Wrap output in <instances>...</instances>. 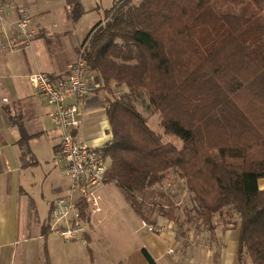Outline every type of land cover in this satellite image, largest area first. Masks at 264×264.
Masks as SVG:
<instances>
[{
  "label": "trees",
  "instance_id": "1",
  "mask_svg": "<svg viewBox=\"0 0 264 264\" xmlns=\"http://www.w3.org/2000/svg\"><path fill=\"white\" fill-rule=\"evenodd\" d=\"M217 3L248 5L256 14L225 13ZM263 13L264 0H130L114 5L82 47L105 89L127 88L106 109L112 134L106 184L123 190L150 226L167 220L182 229L211 227L216 215H236L241 264H264ZM145 94L164 134L180 139L181 149L165 144L138 110ZM23 136L21 143L29 138ZM172 177L189 199L183 223Z\"/></svg>",
  "mask_w": 264,
  "mask_h": 264
},
{
  "label": "crops",
  "instance_id": "2",
  "mask_svg": "<svg viewBox=\"0 0 264 264\" xmlns=\"http://www.w3.org/2000/svg\"><path fill=\"white\" fill-rule=\"evenodd\" d=\"M131 2L138 5L141 0ZM18 6L29 11L33 36L28 47L19 39L11 48L2 49L7 39L17 35L18 13H11L0 25V264H46L47 260L54 264L48 249L53 235L47 227L51 209L65 193L68 179L64 167L55 161L61 133L49 117L50 106L28 77L34 73L53 80L67 76L92 29L108 19L114 0H19ZM96 77L99 87L81 104L80 135L89 144L105 146L112 140L108 102L127 88L112 83L114 94L107 93ZM22 132L29 137L24 143ZM59 170L64 183L58 182ZM259 186L264 190V179ZM102 208L95 218L96 231L86 240L63 243L59 263L75 264L74 246L83 243L92 253V264H110L99 231L110 208L107 203ZM41 209L45 210L44 221L30 222L35 218L30 211L41 213ZM124 214L140 241L126 258L127 264H148L144 250L157 264H241V222L236 215H216L211 227L194 223L186 226L185 235H178L163 220L156 225L161 227L159 232L145 227L130 204Z\"/></svg>",
  "mask_w": 264,
  "mask_h": 264
},
{
  "label": "built area",
  "instance_id": "3",
  "mask_svg": "<svg viewBox=\"0 0 264 264\" xmlns=\"http://www.w3.org/2000/svg\"><path fill=\"white\" fill-rule=\"evenodd\" d=\"M18 1L0 0V25L11 13L19 15L15 23L17 35L7 39L2 49L11 48L19 39H23L25 47L32 42L30 13L18 6ZM127 1L130 0H114V5L119 7ZM83 52L84 48L69 74L59 80L44 73L28 77L32 87L50 106L49 117L61 133L55 161L64 167L68 184L51 209L48 226L51 233H57L65 243L80 241L94 230L95 218L103 211L101 193L106 188L110 166L105 153L108 145L89 144L80 135L81 104L99 87L97 75L87 65ZM4 101L8 102L7 99ZM144 226L153 230L145 222Z\"/></svg>",
  "mask_w": 264,
  "mask_h": 264
},
{
  "label": "rangeland",
  "instance_id": "4",
  "mask_svg": "<svg viewBox=\"0 0 264 264\" xmlns=\"http://www.w3.org/2000/svg\"><path fill=\"white\" fill-rule=\"evenodd\" d=\"M136 2V0H135ZM216 8L218 11H223L225 13H233V14H245L247 16H254L256 14V10L253 7H249L248 5L242 6V7H233V6H223L219 3L216 4ZM264 14V13H263ZM83 49V48H82ZM107 93L111 92L114 94L113 91H109L107 88ZM109 96V95H108ZM118 96V95H117ZM107 97V96H106ZM114 98V96H113ZM144 99H141L138 104L137 108L140 111V113L148 119L149 126L151 129L162 137V140L165 144H172L177 149L182 148V141L180 139H177L175 137H169L164 134L163 129L160 126V117L157 114H153V109L150 106L148 95L145 94ZM60 169V168H59ZM58 174V182L64 183L66 182V179L63 177V175ZM56 177V176H55ZM170 183L175 187H178V192H176L174 199L172 200L173 203L176 205H179L178 208L180 210H176V216L180 217L182 219V223L185 220V213L184 210H191L189 206V199L187 194L182 190L183 188L180 185V182L176 181L173 177L170 178ZM176 188V187H175ZM174 188V189H175ZM156 191H158V186L154 188ZM101 196H103L102 205H107L110 208L109 215L106 220L103 221L102 226L100 227V232L104 236V242L103 244L107 248V251H109V259H107V262H110V264H127L126 258L128 257L131 250H134L137 246H139L140 241L138 237L136 236L132 226L129 224V222L125 218L124 209L128 207L129 201L126 198L125 193L123 190H121L119 187L115 186L114 184L108 185L107 189L102 191ZM157 200H153L156 203H160L161 200L159 198H156ZM164 203L166 201H163ZM156 211H158V207L155 208ZM170 209V208H166ZM45 210L41 209V213L39 211H30L31 215H35V218H30V222L36 221L43 222L45 219V215H43V212ZM38 214V215H37ZM156 215H154L155 217ZM152 217V218H154ZM165 222L166 226L169 228H172L178 235L182 234V231H186L187 227L185 226L183 229L179 228L174 224V222L163 220ZM181 223V222H180ZM150 226V225H149ZM154 232H159L158 230L161 229V227L153 226ZM156 228V229H155ZM166 228V227H165ZM34 231V230H32ZM96 230H92L89 234L86 236L94 233ZM51 242L48 247L49 249V256L52 259V262L54 264H62L59 263L60 259V251L63 247V243H65L62 238L57 233H52ZM86 236L83 237L82 240H86ZM81 241V240H80ZM79 241H75L72 243H76ZM75 247V250L77 251V257L74 259L75 264H92V253L88 250V247L84 245L83 243H78ZM29 249V248H28ZM167 261V260H166ZM64 264V263H63ZM161 264H165V261L161 262Z\"/></svg>",
  "mask_w": 264,
  "mask_h": 264
}]
</instances>
